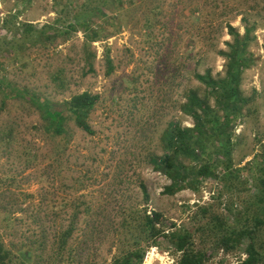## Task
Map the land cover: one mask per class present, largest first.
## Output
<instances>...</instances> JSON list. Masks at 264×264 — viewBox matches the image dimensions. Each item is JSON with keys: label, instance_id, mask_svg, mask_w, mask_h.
<instances>
[{"label": "rangeland", "instance_id": "obj_1", "mask_svg": "<svg viewBox=\"0 0 264 264\" xmlns=\"http://www.w3.org/2000/svg\"><path fill=\"white\" fill-rule=\"evenodd\" d=\"M229 27L247 35L239 82L247 102L226 128L228 145L210 135L199 162L180 161L194 173L208 165L214 177L193 175L170 194L175 182L152 160L171 155L161 139L171 126L194 127L183 111L189 92L224 122L196 76L225 78ZM83 93L99 96L88 119L94 135L71 121L64 140L48 135L30 99L59 110ZM262 165L264 0H0V180L8 179L0 243L12 264H113L132 250L126 220L152 212L163 233L155 246L140 244L141 264H176L178 233L204 264H242L247 232L263 257L264 222L255 223L263 208L253 204ZM229 236L238 242L223 245Z\"/></svg>", "mask_w": 264, "mask_h": 264}, {"label": "trees", "instance_id": "obj_2", "mask_svg": "<svg viewBox=\"0 0 264 264\" xmlns=\"http://www.w3.org/2000/svg\"><path fill=\"white\" fill-rule=\"evenodd\" d=\"M89 32V31H88ZM229 33L233 37V44H228L229 52L222 55L227 60L226 76L224 79L216 81L211 77L209 71L203 76L197 75L196 79L211 89L214 93L216 104L221 106V111L224 114V122H220L216 113L209 107L206 100H201L195 92H189L187 103L183 107V111L193 117L195 122L194 127L190 129H181L178 126H171L161 138L165 141L171 155H164L160 159H156L153 164L168 177L173 180L174 186L168 188L167 192L174 194L177 190L185 187L183 183L191 176L195 175L196 179L213 178L214 173L210 166L203 165L199 169L190 171L185 168L180 161L182 159L199 162L201 155L205 151V140H208L210 135L218 136L219 139L224 138V143L229 144L230 136L226 132V128L230 122L240 115L241 107L247 102L241 97L239 90L240 77L244 69L249 67L250 61L246 57L247 35L242 39L239 38L234 29L229 27ZM90 37L96 40V33L91 32ZM91 39V40H92ZM109 71L112 70L110 59L107 60ZM27 94V93H26ZM33 106L41 114L44 123L43 130L54 139L64 140L68 136L66 128L67 121H71L74 126L88 136H93L94 131L88 123L89 115L94 110L99 102V96L83 93L72 97L59 110H55L49 103H41L39 100L30 99ZM233 117V118H232ZM211 123H215L214 128H209ZM225 130V131H224ZM62 138V139H61ZM8 143L14 142V139L9 135H5V140ZM226 150V157L229 158V151ZM257 180L253 185L254 190L258 195L254 198V203L260 210L263 208V216L255 218V223L261 224L264 222V165L258 166ZM8 179L0 180V185L6 186ZM144 196H146L145 187H141ZM162 216L159 213L152 212L150 215L141 217H130L129 222L126 220L125 232L129 236L132 250L124 252L121 257L115 259L113 264H141L145 255V251H140L141 243L145 242L149 246H155L157 239L162 235L163 230ZM72 226L63 232L58 240L59 248L64 247L72 233ZM248 240L245 250L246 259L242 264H264V256L257 251L251 236V232L244 233ZM170 239L173 242L174 249L179 253L180 257L176 264H204L206 258L203 253L196 251L190 235L187 233L172 234ZM238 242L229 236L222 240L223 245H229L230 241ZM10 252L4 249L0 243V264H12Z\"/></svg>", "mask_w": 264, "mask_h": 264}]
</instances>
